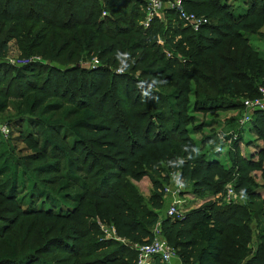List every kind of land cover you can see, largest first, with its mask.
Listing matches in <instances>:
<instances>
[{
	"label": "trees",
	"instance_id": "trees-1",
	"mask_svg": "<svg viewBox=\"0 0 264 264\" xmlns=\"http://www.w3.org/2000/svg\"><path fill=\"white\" fill-rule=\"evenodd\" d=\"M183 2L210 23L195 31L169 10L145 29V0H0V113L20 102L10 140L27 144L26 160L39 163L31 172L8 162L0 170V244L18 229L27 237L38 224L49 229L37 249L0 264H55L58 255L63 264H136L134 246L149 243L158 223L182 264H264V197L257 192L264 184L252 177L264 180V148L256 161L245 159L238 134L239 99L264 88V55L247 37L264 26V0H245L243 15L225 0ZM158 37L167 38L171 57ZM12 43L17 65L8 62ZM84 54L107 64L81 66ZM65 108L67 118H78L74 126L47 118ZM235 111L227 168L223 149L207 151L208 139L198 146L190 134L202 130L193 126L195 113ZM247 130L264 144V111L254 112ZM144 178L150 200L134 184ZM178 182L197 197L219 199L184 219L167 217L165 187ZM230 183L244 202H223ZM100 224L118 240L106 239ZM55 227L61 234L47 235Z\"/></svg>",
	"mask_w": 264,
	"mask_h": 264
},
{
	"label": "rangeland",
	"instance_id": "rangeland-1",
	"mask_svg": "<svg viewBox=\"0 0 264 264\" xmlns=\"http://www.w3.org/2000/svg\"><path fill=\"white\" fill-rule=\"evenodd\" d=\"M171 1H175V0H171ZM228 4L232 5L235 7V11L237 15H243L246 11V8L243 7L245 0H225ZM168 2V1H167ZM104 2H101L102 6H104ZM104 8V7H103ZM109 15V12L107 10H103L102 13V18H105ZM166 15V14H165ZM146 18V11H145V17L141 22V25L143 26V22L145 21ZM165 21V20H163ZM144 27V26H143ZM145 28V27H144ZM146 29V28H145ZM247 37L250 40V44L254 47H256L263 55H264V26L262 28H260L259 30L256 31V33L254 34H250L247 35ZM122 39L124 37H121ZM167 38H163V37H158L157 38V43L159 45H161L164 48V51L167 53L168 57H171L173 54V51H170L169 49L166 48L165 46V42H166ZM61 45V43H60ZM143 50H141L140 52L142 53ZM18 51L16 49V47L14 46V44L12 43L11 45V51L9 53V57H8V62L13 64V65H17L18 64ZM180 61L184 60V56H182L180 53H178V55L176 56ZM34 60L43 62L48 64L50 61H45L43 60L41 57H35ZM64 60V59H63ZM152 60L148 61V64H145L146 66L142 67V68H146L148 67L149 64H151ZM54 64V63H52ZM57 64V63H55ZM79 64L81 66L87 67V68H95L97 66H102L107 64L106 61L103 60H99L98 56L94 55L93 57H90L85 55L80 59ZM58 65V64H57ZM162 65L157 64V66H155V68H159ZM118 72H122L121 69H118ZM155 84V83H154ZM154 87L156 86L153 85ZM192 100H194V98H191ZM240 102H245L246 101V96H242L240 99ZM21 108V111H23L22 107L20 106V102H12L10 107L5 111V112H1L0 113V142H2L3 147H0V154L4 153V159L0 160V170L1 168H3V164L5 162H8L9 165H15L17 163L22 164V167H25V169L29 172H31V170H34V168H36L37 166H39V163H29V161L26 160V157L29 156L30 154H32L31 150L29 149V147L27 146V144L23 143V142H17V141H11L10 140V124H12L13 122H15L19 117H20V113L18 112V109ZM69 108H65L62 113L60 114H55V115H49L47 116V118L54 123H60V124H65V125H70V126H74L75 123L77 122L78 118L77 117H70L67 118V114L69 113ZM240 111H235V112H218V113H208V114H201V113H195V121L193 126H202V130L198 133L196 130H192L191 132V137L194 139L195 142H197L198 146H201L202 140L204 138H207L209 140H207V142L205 143V148L208 151H212L215 148H219L220 150H222V154L220 156V159L224 162L225 166L227 168L231 167V161L228 155L229 150L231 149V143L230 141L227 140V138L229 136L232 135V132L229 130H237L236 124H235V120L237 118V116L239 115ZM240 117V115H239ZM192 128V127H190ZM248 126L244 129H247ZM23 129L28 131L29 133L33 131V129H31L27 123L23 124ZM239 129V128H238ZM243 129V128H242ZM240 130L238 134H240L242 136V138L246 139V144H241V151H242V155L245 159H249L252 161H256L257 158L255 157L257 154H259L263 148H264V144L262 141H258L256 138V135H251V134H246V131L243 132V130ZM34 130H43V128H39L36 127L34 128ZM32 137H34L33 133H32ZM17 139H19L18 135H17ZM44 137L42 138L41 143L43 144L44 141ZM249 142H254L252 145H249ZM259 142V143H258ZM1 144V143H0ZM255 144L260 145L257 147L255 146ZM262 144V145H261ZM245 146V147H244ZM244 150L246 151V153L244 152ZM30 175V174H28ZM179 174H176L173 178L174 179H178ZM54 174H50V175H40L39 180H44V179H53ZM252 177L255 179V181L259 184H264V180L263 177L261 175V173L255 172L252 173ZM1 180V179H0ZM39 181V182H40ZM4 182V179H2L0 181V184ZM151 182H149L146 178L145 180L143 179L141 182H134V184L137 186L138 191L142 194V196L146 199V200H150L152 193H153V187L152 184H150ZM176 183H174L173 185H175ZM180 182H178L175 186H179ZM229 186H233V183H230L226 186V191L228 189ZM167 187V186H166ZM165 187V188H166ZM234 187V186H233ZM192 188L191 186L188 185H183L182 186V198L183 200H185L186 202L184 203V208L182 207L183 210H187L190 211L189 209H195L198 207V204H200L202 202L201 206H204L207 203H211L214 201H217L219 199L218 196H213V195H207L204 196V198H200L199 199H191L189 198L187 195H193L192 194ZM257 192L261 195H263L264 197V189H258ZM208 196H210V198H207ZM205 201H204V200ZM246 199V198H245ZM245 199H240V198H236L234 201V203H239V202H244ZM224 203H227V201H223ZM228 204V203H227ZM6 205L1 204L0 205V209L4 208ZM166 209V208H165ZM198 209V208H197ZM167 211H164V215H166ZM100 229L101 231H103L104 233V237L107 239H115L118 240L116 238L115 235V229L109 225L106 224H100ZM48 227V224H38L36 226V228L34 229V232L32 233L31 236L27 237V233H21L20 230L18 229L16 232L12 233L3 243L0 244V258H7V257H14L19 259L22 258L26 253L33 251L34 249H37L39 246H41L42 244V239L44 238V235L46 233ZM62 229L61 228H54L53 229V233L49 232L47 233V235H59L61 234ZM65 258L63 255H58L56 257L53 258V262L55 264H63L60 263L59 260ZM64 264H74L73 261L71 262H67Z\"/></svg>",
	"mask_w": 264,
	"mask_h": 264
},
{
	"label": "built area",
	"instance_id": "built-area-1",
	"mask_svg": "<svg viewBox=\"0 0 264 264\" xmlns=\"http://www.w3.org/2000/svg\"><path fill=\"white\" fill-rule=\"evenodd\" d=\"M98 1L104 2L107 0ZM145 3L144 11H146V18L142 24L146 29L151 25L155 18L165 20V12L169 10L177 12L179 19L186 26L195 31H198L201 27L210 23V20L206 17L198 16L195 13L187 11L183 0L168 2L163 0H145ZM244 106L245 108L240 114L239 125L246 128L247 126H250L255 111H264V88L260 89L259 96L256 98L246 99ZM175 185L172 184L165 188L168 206L166 209V216L175 219H184L188 212L187 210L182 209L186 202L181 195L183 192L182 186L184 184H180L179 186ZM237 197L234 187L229 186L225 195V201H227V203H233ZM134 248L137 251L136 264H156L158 260L161 264H182L177 251L172 248L164 238L160 223H158L153 229V238L149 243L141 245L136 244Z\"/></svg>",
	"mask_w": 264,
	"mask_h": 264
},
{
	"label": "crops",
	"instance_id": "crops-1",
	"mask_svg": "<svg viewBox=\"0 0 264 264\" xmlns=\"http://www.w3.org/2000/svg\"><path fill=\"white\" fill-rule=\"evenodd\" d=\"M246 131V133H245V135L246 134H251L252 136L254 135L253 133H251V132H249V130H245ZM259 143V142H258ZM258 145V144H257ZM257 145L255 144V146L257 147ZM262 145V144H261ZM258 146H260V145H258ZM245 147V146H244ZM244 152L246 153V151L244 150ZM149 182H150V180L148 179V178H146ZM144 180H145V178H144ZM151 184V183H150ZM189 198H191V199H199L197 196H195L194 194L193 195H187ZM207 198H210V196H208ZM204 200V199H203ZM205 201V200H204ZM201 205H202V202L200 203V204H198V207L197 208H200L201 207ZM167 203H166V209H167ZM197 208H195V209H197ZM166 209H164L163 211H166ZM189 210H192V209H189ZM159 212H161V211H159Z\"/></svg>",
	"mask_w": 264,
	"mask_h": 264
}]
</instances>
